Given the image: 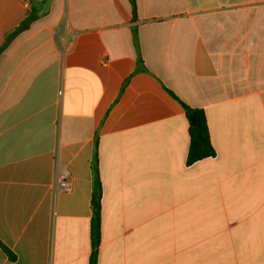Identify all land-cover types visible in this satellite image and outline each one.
<instances>
[{
	"label": "crops",
	"instance_id": "obj_1",
	"mask_svg": "<svg viewBox=\"0 0 264 264\" xmlns=\"http://www.w3.org/2000/svg\"><path fill=\"white\" fill-rule=\"evenodd\" d=\"M31 10L0 51V264H89L95 155L96 264H264V0H0V48ZM168 91L213 157L187 165Z\"/></svg>",
	"mask_w": 264,
	"mask_h": 264
},
{
	"label": "trees",
	"instance_id": "obj_2",
	"mask_svg": "<svg viewBox=\"0 0 264 264\" xmlns=\"http://www.w3.org/2000/svg\"><path fill=\"white\" fill-rule=\"evenodd\" d=\"M133 13H135V0H128ZM38 15L34 10H31L28 16L13 30V32L7 36L5 43L0 48V51L4 49L7 44L15 37L18 33L28 28L30 23L36 19ZM134 42L137 44L136 31L133 30ZM144 70L143 62L140 58L139 50L137 47V71ZM168 93L175 99L177 97L170 91ZM178 100V99H177ZM179 101V100H178ZM180 102V101H179ZM184 112L185 117L188 122V132H189V147L187 152L186 163L190 165L198 160L213 157L215 155L214 149L211 146L209 140V134L207 130L205 115L202 110L190 108L180 102ZM93 174H94V189L91 201L92 216L90 220V240H91V253L89 257V264H96L97 249L99 245V235H100V183L97 172V161L96 155L92 162ZM2 249L6 252L10 259L14 256L2 246Z\"/></svg>",
	"mask_w": 264,
	"mask_h": 264
},
{
	"label": "built area",
	"instance_id": "obj_3",
	"mask_svg": "<svg viewBox=\"0 0 264 264\" xmlns=\"http://www.w3.org/2000/svg\"><path fill=\"white\" fill-rule=\"evenodd\" d=\"M56 189L61 192H66L71 189L69 177L64 169L60 168L56 176Z\"/></svg>",
	"mask_w": 264,
	"mask_h": 264
}]
</instances>
